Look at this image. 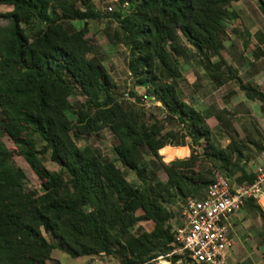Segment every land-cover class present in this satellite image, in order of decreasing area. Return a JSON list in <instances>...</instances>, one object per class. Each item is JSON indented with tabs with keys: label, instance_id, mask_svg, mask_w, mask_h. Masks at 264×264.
<instances>
[{
	"label": "trees",
	"instance_id": "1",
	"mask_svg": "<svg viewBox=\"0 0 264 264\" xmlns=\"http://www.w3.org/2000/svg\"><path fill=\"white\" fill-rule=\"evenodd\" d=\"M77 1L79 7L74 0H0L12 8L0 27V264H47L57 249L74 259L104 255L120 264H151L174 241L169 205L201 199L215 181L214 170L228 176L250 147L264 151L255 122L254 133L244 129L241 138L229 112L200 113L180 91L181 60L197 62L215 86L238 81L223 53L235 33L226 23L239 18L232 4L241 0H119L122 8L127 4L125 14H103L93 0ZM252 1L264 16V0ZM104 17L118 23L115 41H109L128 50L129 73L161 105L165 120L145 121L115 97L116 86L86 37V24ZM75 22L84 26L77 29ZM238 87L264 116V89L240 81ZM75 93L84 98L79 106L70 102ZM209 116L226 146L215 142ZM168 122L180 130L164 132ZM106 129L116 141L113 161L76 142ZM168 145L188 146L189 157L163 163L159 151ZM15 155L30 167L41 192L25 190ZM45 156L60 170H48ZM157 169L166 175L164 183L156 182ZM127 172L137 181L129 182ZM242 176L246 183L254 179ZM141 222H151L152 230L131 233Z\"/></svg>",
	"mask_w": 264,
	"mask_h": 264
},
{
	"label": "rangeland",
	"instance_id": "2",
	"mask_svg": "<svg viewBox=\"0 0 264 264\" xmlns=\"http://www.w3.org/2000/svg\"><path fill=\"white\" fill-rule=\"evenodd\" d=\"M74 1L79 7V2L77 0ZM118 1L119 0H93L92 3L94 8L103 14L105 12V8L108 5L112 6L115 12L125 14L127 11H125L124 7L122 8L120 6ZM250 9L251 8L249 7V11ZM11 11V7L0 6V27L6 26L8 24V20L5 19L3 15ZM74 26L77 29H80L84 25L81 22H75ZM229 26L230 24H228L227 22L226 27L228 28ZM118 27V23L111 17H104L99 21H89L86 24V37L96 45L98 54L100 55L103 62V66L105 67L106 71L108 72L116 86L115 97L125 107L134 109L143 117V120L148 121L149 119H151V117H155L157 121H163L165 120L166 114L161 105H159L157 102H154V100L147 94V88L145 86H138L136 84L135 79L131 76L127 69V62L129 59L128 50L122 44L112 45L109 41L111 39L112 41H115V35L119 31ZM223 57L229 65H232L233 61L235 60L236 54L232 52L231 48H228V53L224 54ZM212 61L216 62L218 60L217 58H213ZM179 67L184 76V81L180 84L181 97L186 102L188 100L193 108L200 113H205L206 111L213 109L218 105V103L222 102L224 96L230 97L231 95L236 94L233 88L236 87L237 81H229L230 83H225L224 88L218 89L211 82L209 76L204 72L202 68L197 65V62L195 61L187 63L181 60L179 61ZM221 72L224 73V75H227V71L225 68H222ZM244 77L245 75H243L242 73L239 78L241 79ZM131 94H133L134 96H131ZM142 99L145 100H143L142 102ZM70 102L73 106H79L84 103V98L75 93L70 98ZM236 126L238 130L241 131V123H237ZM169 130L179 131L180 126L177 125L176 122H168L165 125L164 132H168ZM213 136L215 142L220 144L221 146L224 147L228 144L226 140L227 138L225 139V137L221 133L214 131ZM3 142L9 150L13 151L15 149L14 145L8 138H3ZM76 142L81 148L87 146L96 150L103 159L113 161L116 158L113 151V147L116 144V141L108 129L97 134L80 136ZM186 143L190 145L191 140L186 138ZM172 147L173 146L168 145L167 148H164V151H159V155H162L161 158L163 163L168 164L176 159H185L189 157L190 154L186 155V147H178L176 149H172ZM180 149H185L184 157H179L178 155L172 154V151H179ZM194 150L201 152L200 147L195 146ZM13 159L16 165L23 171L25 175V190H35L41 192L40 183L27 163L21 157L16 155L13 157ZM149 160L150 158L147 157V161ZM44 163L48 170H60L59 166L50 161L49 156L44 157ZM209 164L212 163H208L207 166H209ZM117 165L120 166L118 163ZM223 175L228 178L232 185H234L235 183H239L236 176L232 174H229L228 176H226L225 174ZM127 180L129 182H136L137 177L134 173L127 172ZM165 181L166 175L162 170L157 169L156 182L164 183ZM169 209L174 214L173 217H177L180 211V201L171 203L169 205ZM152 227L153 224L151 222L137 224L131 229V233H136L139 230L150 232L152 230ZM42 234L47 239L53 238L50 234L47 235L44 230H42ZM50 257L51 261L47 262V264H120L118 259L104 255L74 259L71 258L67 253L58 249L54 250L51 253Z\"/></svg>",
	"mask_w": 264,
	"mask_h": 264
},
{
	"label": "crops",
	"instance_id": "3",
	"mask_svg": "<svg viewBox=\"0 0 264 264\" xmlns=\"http://www.w3.org/2000/svg\"><path fill=\"white\" fill-rule=\"evenodd\" d=\"M233 8L239 14V18L228 22L230 24L228 30H235V33L229 34L223 55L228 53V48H231L232 52L236 54L231 67L238 81L264 89V16L252 0L236 2L233 4ZM255 55H258V58ZM242 73L245 77L240 79ZM238 81L236 87L233 88L236 94L230 97L224 96L222 102L210 109V112L212 114L217 110L229 112L230 121L241 138L245 136L244 129L247 130V133H254L250 127L251 122H255L257 130L264 135V116L259 111V105L245 98L244 93L238 87ZM225 83L216 86V88H224ZM206 121L213 133L214 131L224 133L213 116H209ZM237 123H241V131L238 130ZM222 135L224 136V134ZM226 140L228 142V139ZM186 148L189 155V147ZM260 153L253 147L249 148L248 157L240 162L239 169L232 173L238 178V181L240 180L235 185L246 183L242 171L246 177H254L255 169L261 162ZM231 225L232 245L226 252V264H264V211L252 201H247L238 214L232 218ZM169 264H177V260L173 262L170 259Z\"/></svg>",
	"mask_w": 264,
	"mask_h": 264
},
{
	"label": "built area",
	"instance_id": "4",
	"mask_svg": "<svg viewBox=\"0 0 264 264\" xmlns=\"http://www.w3.org/2000/svg\"><path fill=\"white\" fill-rule=\"evenodd\" d=\"M113 10L110 5L105 8L108 13ZM260 157L251 183L232 185L227 177L214 170L215 181L201 199L180 202L178 216L168 222L174 233L171 250L151 263L169 264L170 259L177 257V264H226V252L232 245V218L247 201L264 211V151Z\"/></svg>",
	"mask_w": 264,
	"mask_h": 264
},
{
	"label": "bare ground",
	"instance_id": "5",
	"mask_svg": "<svg viewBox=\"0 0 264 264\" xmlns=\"http://www.w3.org/2000/svg\"><path fill=\"white\" fill-rule=\"evenodd\" d=\"M165 149H160V151H164ZM172 154L174 155H178L179 157H184L185 155V149L182 150H176V151H172ZM162 156V155H161ZM168 161V160H167Z\"/></svg>",
	"mask_w": 264,
	"mask_h": 264
}]
</instances>
